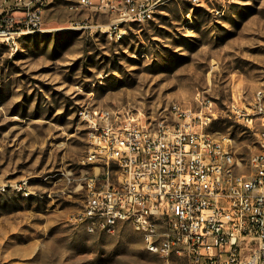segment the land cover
<instances>
[{"label": "rangeland", "instance_id": "374dc122", "mask_svg": "<svg viewBox=\"0 0 264 264\" xmlns=\"http://www.w3.org/2000/svg\"><path fill=\"white\" fill-rule=\"evenodd\" d=\"M71 3L50 0L43 29L0 40V264H166L125 221L112 233L68 221L84 202L81 114L124 112L157 125L172 104L196 111L198 99L210 101L206 130L230 138L246 172L254 135L231 107L264 85V0H165L118 38L75 26L108 18ZM23 180L29 193L17 189Z\"/></svg>", "mask_w": 264, "mask_h": 264}, {"label": "built area", "instance_id": "2783aa9c", "mask_svg": "<svg viewBox=\"0 0 264 264\" xmlns=\"http://www.w3.org/2000/svg\"><path fill=\"white\" fill-rule=\"evenodd\" d=\"M11 2L9 9L7 0H0L2 42L43 29L47 0ZM151 3L159 9L160 0H74L69 9L107 16L106 24L87 25L85 17L74 25L115 36L125 23L152 19L157 10H151ZM197 101L198 110L176 107L157 125L124 112H83L81 164L88 168L79 180L84 202L67 219L89 233H112L125 221L140 234L145 250L166 264H264V92L252 94L245 106L231 107L233 119L254 135L246 172L238 171L242 163L230 138L206 130L211 102ZM173 115H180V123H173ZM61 175L74 180L70 173ZM17 189L29 193L25 180ZM90 217H98V224L86 225Z\"/></svg>", "mask_w": 264, "mask_h": 264}, {"label": "bare ground", "instance_id": "6f19581e", "mask_svg": "<svg viewBox=\"0 0 264 264\" xmlns=\"http://www.w3.org/2000/svg\"><path fill=\"white\" fill-rule=\"evenodd\" d=\"M165 0H160V3H163ZM173 1H177V0H173ZM224 1H228V0H222V2ZM50 0H47V3H49ZM134 3H146V0H134ZM190 5H195V2H188ZM158 3H151V10H155L157 7ZM40 28H33V29H29L26 32H21L18 34H22V33H32V32H36L37 30H39ZM117 38L120 36V34L115 35ZM258 92H264V85H261L260 87H258L253 94H258ZM176 107H180L178 104H172L171 105V112L172 113H176ZM100 113H108L106 111H102ZM173 123H180V115H173ZM98 224V217H90V218H86V225H95ZM148 252H150V250H146ZM158 257V255H156Z\"/></svg>", "mask_w": 264, "mask_h": 264}]
</instances>
